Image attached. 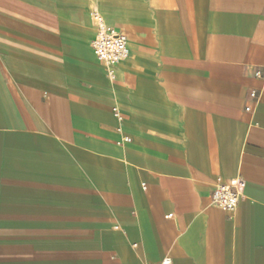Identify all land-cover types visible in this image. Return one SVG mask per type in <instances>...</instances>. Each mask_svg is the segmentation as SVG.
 Listing matches in <instances>:
<instances>
[{
	"label": "crops",
	"instance_id": "1",
	"mask_svg": "<svg viewBox=\"0 0 264 264\" xmlns=\"http://www.w3.org/2000/svg\"><path fill=\"white\" fill-rule=\"evenodd\" d=\"M167 257L264 264V0H0V264Z\"/></svg>",
	"mask_w": 264,
	"mask_h": 264
},
{
	"label": "built area",
	"instance_id": "2",
	"mask_svg": "<svg viewBox=\"0 0 264 264\" xmlns=\"http://www.w3.org/2000/svg\"><path fill=\"white\" fill-rule=\"evenodd\" d=\"M96 24V35L92 40L93 51L97 59L106 67L110 75L115 72V67L129 55L128 37L125 33L108 24L103 15L97 11L91 13ZM252 99L259 101V93L252 91ZM253 112L254 107L249 105L245 109ZM130 137H123L119 143L130 142ZM246 180L237 176L230 180H219L214 186L211 201L212 204L227 213H233L241 199L244 197ZM170 257L165 258L161 264H171Z\"/></svg>",
	"mask_w": 264,
	"mask_h": 264
}]
</instances>
